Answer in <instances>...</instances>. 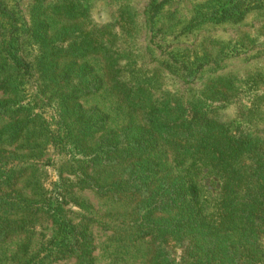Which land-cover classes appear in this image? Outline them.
Masks as SVG:
<instances>
[{"label": "rangeland", "instance_id": "rangeland-1", "mask_svg": "<svg viewBox=\"0 0 264 264\" xmlns=\"http://www.w3.org/2000/svg\"><path fill=\"white\" fill-rule=\"evenodd\" d=\"M0 2L6 9L3 12L0 8V55L6 51L5 46L13 47L10 54L7 51L8 60L0 56V64L6 65L10 79L17 80L16 86L21 91V96H12L13 104H29L33 113L41 114L47 122L45 127L38 122L35 129L40 133L59 127L62 95L56 91L74 86L95 89V83L82 77L84 63L104 77L105 85L83 98L82 104L108 113L112 127L125 124L133 113L112 94L108 82L116 48H120L125 74L132 79H148L150 97L155 100L167 94L174 101L188 103L196 119L205 116L213 123L208 137L233 141L234 147L231 143L227 145L240 152L237 168L241 178L227 181V185H233L227 190L234 192L226 190V194L231 199L230 211L244 219V226L248 227L246 238L239 239L241 231H232L231 227L208 237L197 230L179 233L158 223L160 211L142 212L144 225L154 229L134 237L130 233L140 227V222L138 227L134 223L138 218L134 204L127 201V206L122 205L113 201L117 197L100 196L87 190L78 195L90 199L96 207L97 219L107 224L104 228L95 224L93 229L98 264H248L251 263L248 257L253 255L257 259L254 264H264V178L257 174L260 158L264 160V9L250 11L239 21L217 23L198 13L202 9L211 12L218 3L216 0ZM120 17L125 20L121 21ZM43 21L50 24V37L43 34ZM115 30L120 32L119 36L114 35ZM112 41L116 43L115 48ZM88 43L92 45L90 53H72ZM15 49L26 63L16 60L12 54ZM55 51L67 52L69 56L60 59L58 79L50 83L42 79L37 66L40 67L38 61L44 53ZM13 64L21 65L28 74L20 77ZM30 71L33 76L29 75ZM40 89L46 90V95L38 94ZM7 122L6 118L0 125ZM197 125L203 127L200 122ZM46 139L48 146L35 149L44 154L38 163V174L46 181L47 189H55L66 157L74 150L71 146L57 149L47 135ZM14 149L15 146L10 148ZM201 168L198 179L204 191L206 215L209 220L219 221L226 178L224 182L211 166ZM237 192L239 199H236ZM131 193L134 194L132 189ZM132 194L122 199H140ZM41 227L37 229L36 239L43 242L52 237L53 231L50 222ZM11 247L16 250L15 245ZM12 252L0 250V264H13L9 260ZM54 264L76 262L70 259Z\"/></svg>", "mask_w": 264, "mask_h": 264}, {"label": "trees", "instance_id": "trees-1", "mask_svg": "<svg viewBox=\"0 0 264 264\" xmlns=\"http://www.w3.org/2000/svg\"><path fill=\"white\" fill-rule=\"evenodd\" d=\"M216 1L218 3L211 12L202 9L198 13L207 20L220 23L239 21L250 11L264 9V0ZM0 8L6 12L1 2ZM57 13L63 15L60 11ZM43 23L44 36L50 37V24ZM97 34L100 36L101 32ZM119 34L115 30L114 35ZM96 43L103 45L101 41ZM112 43L115 48V41ZM91 46V43L80 45L72 53H90ZM4 49L6 51L0 56L8 60L7 51L10 54L13 47L7 45ZM12 54L17 61L26 63L16 49ZM115 55L108 82L112 94L133 113L125 124L112 127L108 113L99 107L86 108L82 104L83 98L95 94L105 85L104 77L84 63L81 64L82 77L95 83V89L74 86L56 91L62 95L59 127L54 131L45 129L44 134L35 129L38 122L44 127L47 123L41 114L33 113L29 104H13L12 96H21V91L16 86L17 80L10 79L6 65L0 64V122L8 119L4 126L0 125V250L12 252L11 246H16L9 257L13 264H54L70 259L76 264H98L93 229L95 224L103 228L107 224L97 219L96 207L91 200L78 195L87 190L100 196L117 197L113 201L122 202V205L127 206V201L133 203V210L138 213L134 223L138 227L140 222V227L130 233L134 237L154 229V226L148 229L144 225L141 213L160 211L162 216L158 217V223L179 233L197 230L208 237L231 227L232 231H241L239 239L246 238L248 227L244 226V219L230 211L228 203L231 199H227L226 194L233 186L227 185V181L241 178L237 168L240 152L227 145L233 146L234 142L222 137H208L213 123L205 116L196 119L188 103L174 101L167 94L154 100L150 97L149 80L128 77L120 48H116ZM67 56V52L44 53L38 61L40 67L37 66L42 79L50 83L57 80L56 72L62 65L60 59ZM13 65L20 77L28 74L21 65ZM29 75H32L31 71ZM46 86L51 87L49 83ZM37 93L46 95V90L40 89ZM197 122L204 128L198 127ZM46 135L55 148L71 146L74 150L66 157L55 189H47L46 181L38 174V163L44 154L35 149L48 146ZM12 146H15L14 151L10 150ZM260 160L257 174L264 178V160ZM200 166L201 170L211 166L224 182L226 178L227 186L220 198L223 213L219 221L209 220L206 215V200L198 179ZM131 194L140 199H122ZM236 199H239L238 192ZM164 217L170 218L162 221ZM48 222L52 225V237L40 242L36 239L37 229ZM256 260L254 255L249 256L251 263L248 264H254Z\"/></svg>", "mask_w": 264, "mask_h": 264}]
</instances>
